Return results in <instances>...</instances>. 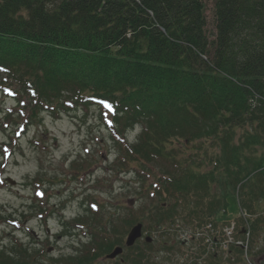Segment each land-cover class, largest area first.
<instances>
[{"label": "trees", "instance_id": "16d2710c", "mask_svg": "<svg viewBox=\"0 0 264 264\" xmlns=\"http://www.w3.org/2000/svg\"><path fill=\"white\" fill-rule=\"evenodd\" d=\"M205 7L204 0H0V90L12 88L21 105L4 120L18 124L22 107L31 108L29 123L45 110L102 108L92 98L107 99L117 108L115 133L144 126L124 153L127 164H169L154 186L151 227L179 213L191 223L214 220L232 193L253 215L251 254H264L255 240L264 226V0H214L213 40ZM190 144L203 155L186 158ZM126 228L112 227L57 264H95ZM11 244L14 251L0 249V264H50L37 258L38 246ZM146 247L127 260L156 264L153 244Z\"/></svg>", "mask_w": 264, "mask_h": 264}, {"label": "rangeland", "instance_id": "374dc122", "mask_svg": "<svg viewBox=\"0 0 264 264\" xmlns=\"http://www.w3.org/2000/svg\"><path fill=\"white\" fill-rule=\"evenodd\" d=\"M204 2L206 32L213 40L217 32L214 0ZM10 107L18 112L21 105L0 93V249L14 251L10 242L15 244L16 240L29 247L38 245L33 247L39 250L37 258L57 264L60 257L85 253V246L91 248V231H98L104 237L112 221L122 225V219H149V208H153L158 195L154 185L160 181L161 170L152 161L146 166L141 165L145 167L138 173L132 165L121 162L125 161L124 149L131 142L136 145V131L129 132L131 140L123 142L125 147L118 151L111 133L105 126L102 127V122H97L99 109L84 112L71 109L61 114L45 111L26 126L27 113L31 108L22 107L24 114H20L18 124H5L4 112ZM174 143L178 148L183 145L179 140ZM182 147L186 148L185 143ZM188 147L191 148L185 154L186 158L203 155L193 144ZM176 156L181 158L182 155L177 153ZM137 165L140 167L139 163ZM228 202L227 212L218 213L221 228L226 224H221L222 221L235 219L240 214L235 194L228 195ZM90 206L93 207L92 214L87 213ZM260 206H264V198ZM181 215H176L178 220L175 225L189 227L180 233L176 229L172 231V239L182 240L172 251H158L162 242L170 239L152 231L145 233V236L154 238L156 248L150 256L156 264H242V261H235L240 257L239 250L229 245L230 235L226 231H223L226 236H220L223 245H228L226 249L212 246L210 239V246L205 251L197 245L185 243L183 234L191 223H185L179 217ZM131 227L126 228V234H122L127 236ZM47 228L50 234L46 232ZM32 230L38 233V238L32 236ZM13 233H16L17 239L12 236ZM255 240L259 247H264V226ZM138 244L146 247L143 239ZM40 247L43 249L40 250ZM215 252L219 255L213 256ZM129 254L128 251L127 256ZM253 257L258 264H264V254H254ZM105 260L100 257L95 264H111ZM125 263L132 262L127 260Z\"/></svg>", "mask_w": 264, "mask_h": 264}, {"label": "water", "instance_id": "95a60500", "mask_svg": "<svg viewBox=\"0 0 264 264\" xmlns=\"http://www.w3.org/2000/svg\"><path fill=\"white\" fill-rule=\"evenodd\" d=\"M141 233H142V224H138L129 233L127 241H126L127 246H132L137 240V238L141 236ZM122 252H123L122 247H116L113 252L107 255V258L114 259L116 256H118Z\"/></svg>", "mask_w": 264, "mask_h": 264}, {"label": "bare ground", "instance_id": "6f19581e", "mask_svg": "<svg viewBox=\"0 0 264 264\" xmlns=\"http://www.w3.org/2000/svg\"><path fill=\"white\" fill-rule=\"evenodd\" d=\"M251 216H252V218H253V215L251 214ZM250 241H252V238L250 237ZM204 245L206 246V247H208V246H210V243H204Z\"/></svg>", "mask_w": 264, "mask_h": 264}]
</instances>
